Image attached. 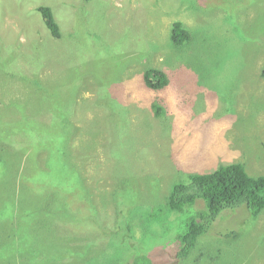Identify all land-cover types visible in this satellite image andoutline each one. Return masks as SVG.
Here are the masks:
<instances>
[{"label": "rangeland", "instance_id": "rangeland-1", "mask_svg": "<svg viewBox=\"0 0 264 264\" xmlns=\"http://www.w3.org/2000/svg\"><path fill=\"white\" fill-rule=\"evenodd\" d=\"M174 21L189 44H171ZM263 64L264 0H0V180L33 211L38 234L26 242L56 264H132L140 253L151 264H264V209H227L184 261L174 238L204 203L144 215L186 173L241 162L264 174ZM150 66L168 74L164 90L144 85ZM159 94L167 121L150 106ZM229 227L238 234L227 238Z\"/></svg>", "mask_w": 264, "mask_h": 264}, {"label": "trees", "instance_id": "trees-1", "mask_svg": "<svg viewBox=\"0 0 264 264\" xmlns=\"http://www.w3.org/2000/svg\"><path fill=\"white\" fill-rule=\"evenodd\" d=\"M37 10L47 29L53 36L59 38L60 26L51 7L40 5ZM190 33L181 21H174L169 34L171 44L175 48L189 44L191 42ZM260 75L264 78V64ZM142 80L144 85L152 90H164L170 83L168 74L161 68L154 66L144 69ZM161 94L150 106L156 118L167 121L166 107ZM105 104L114 106L115 109L120 105L117 100L107 96ZM60 120L66 126L67 119L60 118ZM184 175H186V181L172 184L165 204L159 206L158 211L153 209L144 214L149 222H153L157 220L158 212L183 214L187 208L195 205V203L199 201L204 203L203 210L185 219L183 227L174 238L172 254L174 253L173 258L176 260H186L199 240L213 231L217 218L224 214L227 209L241 208L243 214H246L245 217H256L264 209V174L250 175L241 162L222 163L210 171L192 172ZM4 180L12 183L7 175H4ZM10 184L11 191L6 190L0 180V189H2V199L0 200V264H37V261L44 264H56L57 258H51L44 253L43 248L35 252L34 245L26 242L31 241L30 233L38 234L36 229L29 230L27 228V223L34 217V214L32 210L29 211L21 205L23 197L16 195L14 186H10ZM63 190L66 191V188L64 187ZM73 197L64 194V201L70 206ZM65 202L56 199L55 204L62 207ZM143 219H145L144 216ZM129 231L130 227L128 226L125 231L127 238L131 237ZM225 231L224 235L227 238L238 234V231L233 230L232 227ZM31 256H35L37 261L30 263L29 258ZM132 264H151V261L146 254L140 253L132 260Z\"/></svg>", "mask_w": 264, "mask_h": 264}]
</instances>
